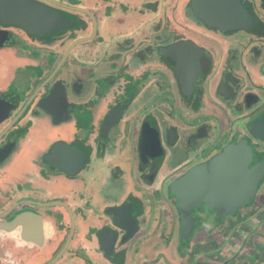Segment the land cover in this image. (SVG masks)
I'll use <instances>...</instances> for the list:
<instances>
[{
  "label": "flooded vegetation",
  "instance_id": "af4514ba",
  "mask_svg": "<svg viewBox=\"0 0 264 264\" xmlns=\"http://www.w3.org/2000/svg\"><path fill=\"white\" fill-rule=\"evenodd\" d=\"M209 1L0 7V264H264V174L234 211L170 188L239 142L264 162V0L247 28Z\"/></svg>",
  "mask_w": 264,
  "mask_h": 264
},
{
  "label": "water",
  "instance_id": "95a60500",
  "mask_svg": "<svg viewBox=\"0 0 264 264\" xmlns=\"http://www.w3.org/2000/svg\"><path fill=\"white\" fill-rule=\"evenodd\" d=\"M7 2L34 10L33 5L26 0H0L2 14ZM209 2L211 3L207 8L208 12L198 14L208 23L220 28L249 27L251 22L248 20L249 14L239 0H210ZM24 17V15H20L18 18L21 21L16 22L23 24L29 30L34 29L29 22V17L23 21L21 18ZM58 22L60 27L64 25V22ZM179 76L181 75L179 74ZM255 125L252 124L253 132L258 134L257 136L264 137V116L257 122L259 133L256 131ZM250 155L251 148L245 142L229 145L221 154L213 158L210 166L201 165L192 168L174 181L170 187L171 191L181 199L182 203L186 198L191 206L199 204L200 198H203L218 208L228 207V211H234L237 206L250 201V197L254 195L257 187L258 179L264 174V162L248 167Z\"/></svg>",
  "mask_w": 264,
  "mask_h": 264
},
{
  "label": "rangeland",
  "instance_id": "374dc122",
  "mask_svg": "<svg viewBox=\"0 0 264 264\" xmlns=\"http://www.w3.org/2000/svg\"><path fill=\"white\" fill-rule=\"evenodd\" d=\"M23 74V73H22ZM24 79V78H23ZM21 80V82L22 81H24V80ZM220 137H218L217 138V140L219 139ZM26 160H27V157H24V158H21V161H23V163H26ZM128 166V165H127ZM133 167L132 166H130V170H129V175H132L134 172V170L132 169ZM13 170H17L16 168H13ZM135 184H138L137 182L138 181H136L135 180ZM121 184V188H119L118 189V192H121V194L123 193V191H124V189H125V185H129L130 186V184H128V183H120ZM117 187H118V183H117ZM124 187V188H123ZM137 188H138V190H141L140 189V187L139 186H137ZM117 192V193H118ZM150 197H152L153 199H155L156 197H155V195L154 194H152V195H149ZM158 196H160V197H163V198H165V197H167V191H166V186L164 185L163 187H162V189L161 190H159V195ZM166 199V198H165ZM166 201V200H165ZM155 203V202H154ZM157 202L154 204V208L155 207H157ZM163 208H164V211H166V210H168V208L166 207V205H165V203L163 202ZM154 243H155V245L157 244V238H154ZM140 247H146L145 245H139V249H140ZM168 247L167 246H165L164 247V245L162 244V247L160 248V251H163V252H166L169 256H170V254H171V251L169 252V250L167 249ZM157 250V247L156 246H154L153 247V251H156ZM150 255H152V253H150V251L148 252Z\"/></svg>",
  "mask_w": 264,
  "mask_h": 264
}]
</instances>
